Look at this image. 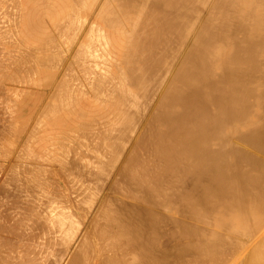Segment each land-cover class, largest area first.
<instances>
[{"label": "bare ground", "instance_id": "6f19581e", "mask_svg": "<svg viewBox=\"0 0 264 264\" xmlns=\"http://www.w3.org/2000/svg\"><path fill=\"white\" fill-rule=\"evenodd\" d=\"M2 92L0 264H264V0H0Z\"/></svg>", "mask_w": 264, "mask_h": 264}, {"label": "rangeland", "instance_id": "374dc122", "mask_svg": "<svg viewBox=\"0 0 264 264\" xmlns=\"http://www.w3.org/2000/svg\"><path fill=\"white\" fill-rule=\"evenodd\" d=\"M45 75H47V73H44V74H42V75H40V77L43 79H45ZM43 76V77H42ZM2 96H0V98H2V97H4V95H5V92H2V94H1ZM33 102V100H31V103H27V105L25 106V110H24V115H23V117L20 119V121H19V126L20 127H22L26 122H27V119H28V117H29V113L31 112V110L34 108V104L32 103ZM148 118H149V116H148ZM5 123V126H6V131L9 129L10 131H7V136L9 137V133L8 132H10L11 133V135H10V139L8 138V140L7 139H5L4 140V138L2 139V141H1V139H0V141L2 142H0V144H3V140H4V145H1V147L2 146H5V144H6V140H7V142H8V145H7V147L5 148V147H0V157L2 158H0V163H3V164H0V171H1V174H0V178H2L3 176H4V173L6 172V169L7 170H9V171H7V172H9L10 173V171L13 169V167H11V165L12 166H14L13 164H14V162H15V155L17 156V145H19V141L17 140V138H16V134L19 132V130H20V128L19 129H17V128H15V132H14V128L12 127V124H10L9 123V126H8V123H7V125H6V122H5V120L3 121H0V124L2 123V124H4ZM11 125V126H10ZM11 127L13 128V129H11ZM2 128V129H1ZM3 128H5V127H3V125H0V129H1V131H0V136L2 135L3 137L6 135L5 133H4V131H5V129H3ZM54 127H50V128H48L46 131H47V133L45 134V135H51L52 133H51V131H53V130H55V128L53 129ZM3 131V132H2ZM142 131V130H141ZM1 132H2V134H1ZM127 132V131H126ZM3 133L5 134V135H3ZM141 133H140V130H139V134L137 133V137H139L138 135H140ZM18 135V134H17ZM6 137V136H5ZM2 138V137H1ZM45 138H40V136H38V138L36 137V138H34L30 143H28L27 144V147L26 148H24V152L26 151L27 153H29L30 151L31 152H34L35 154H40V155H43L44 153V150L47 148V147H50L49 146V144L47 143V144H45L46 143V141L44 140ZM24 140H22L21 142H20V145H19V149H20V146H21V144H22V142H23ZM238 141V140H237ZM50 142V141H49ZM24 143H25V141H24ZM237 143V145H240V146H237V148H242V150L243 151H245V152H247V153H249L250 155H251V153H253L254 154V152L253 151H255V152H257V153H255L254 155H256V157L255 158H257V156L259 157L258 159H260V157H261V159L262 158H264L263 156V154L260 152V151H258L257 149H255L254 147H252V146H250V145H248L247 143H244V142H242V141H238V142H236ZM241 143V144H240ZM41 144H43V145H41ZM45 144V145H44ZM23 145V144H22ZM127 145H129V144H127ZM127 145H125L124 146V148H127V150H128V148H129V146L127 147ZM241 145H243L242 147H241ZM244 146H246V148L244 147ZM248 146V147H247ZM22 147V146H21ZM8 148V149H7ZM16 148V149H15ZM254 148V149H253ZM245 149V150H244ZM247 149H249L248 151H246ZM7 150V151H6ZM3 151H5L4 153H3ZM15 153H14V152ZM46 151V150H45ZM47 151H49V150H47ZM13 152V154H11L10 155V153H12ZM17 152V153H16ZM2 154V155H1ZM7 154L8 155H10V157H12V158H4V157H6L7 156ZM47 154V153H46ZM253 154H252V156H253ZM262 156H261V155ZM260 155V156H259ZM13 157H15L14 159H13ZM254 157V156H253ZM13 159V160H12ZM260 159V160H261ZM4 160V161H3ZM12 160V161H11ZM5 162V163H4ZM12 162V163H11ZM7 163H8V165H7ZM10 163V164H9ZM6 164V165H5ZM4 166V167H3ZM10 167V168H9ZM2 168V169H1ZM3 169H4V171H3ZM11 169V170H10ZM6 172V173H7ZM5 173V178L8 176L7 174ZM11 176V173L9 174V176L7 177V178H9ZM4 178V177H3ZM2 178V179H3ZM4 178V179H5ZM69 261H70V258H69Z\"/></svg>", "mask_w": 264, "mask_h": 264}]
</instances>
